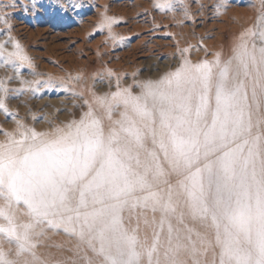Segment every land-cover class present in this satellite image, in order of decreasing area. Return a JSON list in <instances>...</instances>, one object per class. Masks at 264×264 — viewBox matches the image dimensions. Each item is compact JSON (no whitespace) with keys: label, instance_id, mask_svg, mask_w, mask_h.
I'll list each match as a JSON object with an SVG mask.
<instances>
[{"label":"snow or ice","instance_id":"1","mask_svg":"<svg viewBox=\"0 0 264 264\" xmlns=\"http://www.w3.org/2000/svg\"><path fill=\"white\" fill-rule=\"evenodd\" d=\"M116 23L101 14L96 29L116 40ZM252 35L242 32L223 62L219 53L183 59L157 80L79 94L87 110L50 132L17 121L0 141V239L14 247H0V264H46L36 249L56 228L87 250L84 264H264V30L259 46ZM0 64L17 76L32 66L11 37L0 41Z\"/></svg>","mask_w":264,"mask_h":264},{"label":"rangeland","instance_id":"2","mask_svg":"<svg viewBox=\"0 0 264 264\" xmlns=\"http://www.w3.org/2000/svg\"><path fill=\"white\" fill-rule=\"evenodd\" d=\"M164 3L165 0H35L33 11V0H0V41L11 37L32 62L31 67L21 68L19 76L11 66L0 64V82L8 89L6 94L0 91L7 108V113L0 110V141L5 140V132H16L17 121L37 132H50L79 119L87 110L81 106L79 94L91 100V92L100 95L116 91L118 84L126 88L159 79L175 70L183 59L191 63L212 61V55L219 53L223 61L237 37L247 29L254 33L248 38L249 46L253 42L260 45L259 31L264 30L260 0H179L173 3L172 11L154 7ZM61 4L67 6V11ZM76 4L80 7H74ZM101 14L118 21L112 27L116 40L109 37L107 29H96ZM209 42L217 46L215 51L208 47ZM6 48L12 50L11 42ZM129 52L136 57H128ZM139 91L133 88L134 94ZM118 113L119 109L113 119L118 118ZM17 216L19 220L27 219L23 208ZM147 216L151 219L152 213L147 212ZM135 224V218L125 220L127 227ZM190 226L199 230L198 224ZM138 235L141 241L147 237L151 242L150 228L141 225ZM78 243L62 228L46 230L36 252L46 264H84L81 256L87 250L78 252ZM0 247L8 251L13 246L0 239ZM87 255L99 260L90 251Z\"/></svg>","mask_w":264,"mask_h":264},{"label":"bare ground","instance_id":"3","mask_svg":"<svg viewBox=\"0 0 264 264\" xmlns=\"http://www.w3.org/2000/svg\"><path fill=\"white\" fill-rule=\"evenodd\" d=\"M245 12H246V11H245ZM180 36H181V35H180ZM181 39H183V38H181ZM135 45H136V44H135ZM179 45H180V44H179ZM207 45H208V47H209L210 49H213V50H214L215 48H217V46H215V44H212V42H211V43L209 42ZM196 51H197V50H196ZM196 51H195V52H196ZM214 51H215V50H214ZM130 52H131V51H130ZM130 52H129L128 54H126V55H128V57H131V58L134 59V58L136 57L135 54H134L133 52L130 54ZM119 54H120V53H119ZM129 54H130V55H129ZM230 55H231V51L226 55L225 59H227ZM212 56H213L212 58H213V60H214V58L216 57L215 53H214ZM122 58H123V57H122ZM225 59H224V60H225ZM205 60H207V59H205ZM213 60H212V61H213ZM224 60H223V61H224ZM125 61H126V60H125ZM207 61H209V60H207ZM221 61H222V60H221ZM223 61H222V62H223ZM210 62H211V61H210ZM157 75H158V74L155 72L154 77H156ZM156 79H157V77H156V78H153L152 80H156ZM104 123H105V126H107L108 121L105 119ZM7 244H8V243H7ZM63 251H64V250H63ZM49 256H50V254H49Z\"/></svg>","mask_w":264,"mask_h":264}]
</instances>
